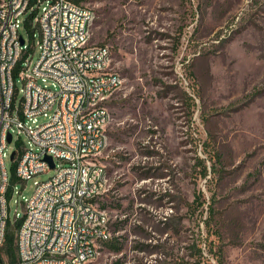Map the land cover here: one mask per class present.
Listing matches in <instances>:
<instances>
[{
    "label": "rangeland",
    "instance_id": "1",
    "mask_svg": "<svg viewBox=\"0 0 264 264\" xmlns=\"http://www.w3.org/2000/svg\"><path fill=\"white\" fill-rule=\"evenodd\" d=\"M83 4L94 13L89 44L110 47L122 78L108 101L99 161L109 186L97 203L123 247L101 242L85 264H264V0ZM21 32L37 61L31 29ZM6 165L15 231L17 200L54 169L24 182L10 155Z\"/></svg>",
    "mask_w": 264,
    "mask_h": 264
},
{
    "label": "built area",
    "instance_id": "2",
    "mask_svg": "<svg viewBox=\"0 0 264 264\" xmlns=\"http://www.w3.org/2000/svg\"><path fill=\"white\" fill-rule=\"evenodd\" d=\"M93 18L92 9L75 0H0V264H85L100 253L92 238L101 243L112 236L110 215L97 203L109 186L99 156L108 139V101L122 78L111 69L110 47L89 44ZM22 25L40 49L35 62ZM41 116L47 120L38 123ZM12 152L21 181L54 169L34 180L29 198L17 200L24 215L15 214L21 224L14 262L1 250L7 195L16 190L6 165ZM61 253H68L67 262H60Z\"/></svg>",
    "mask_w": 264,
    "mask_h": 264
},
{
    "label": "trees",
    "instance_id": "3",
    "mask_svg": "<svg viewBox=\"0 0 264 264\" xmlns=\"http://www.w3.org/2000/svg\"><path fill=\"white\" fill-rule=\"evenodd\" d=\"M77 3H83L84 0H75ZM202 162H204V159H202ZM205 174H207V166H204ZM103 207H105V204H103ZM21 224V219H18L15 221V231L12 229V225L10 226L9 219L7 221V229H6V235H5V242L2 247V253L8 258L10 262H14L17 258V252H16V245H15V239H16V229L18 230L19 226ZM105 245L111 250V251H120L123 247V241L119 239L118 236L109 237L106 240L103 241ZM194 264V263H190ZM198 264H201V261H198Z\"/></svg>",
    "mask_w": 264,
    "mask_h": 264
},
{
    "label": "bare ground",
    "instance_id": "4",
    "mask_svg": "<svg viewBox=\"0 0 264 264\" xmlns=\"http://www.w3.org/2000/svg\"><path fill=\"white\" fill-rule=\"evenodd\" d=\"M52 210H60V203H52ZM111 236H106V239ZM100 247V238H92V248ZM68 261V253L60 254V262ZM35 264H43V262H36Z\"/></svg>",
    "mask_w": 264,
    "mask_h": 264
},
{
    "label": "water",
    "instance_id": "5",
    "mask_svg": "<svg viewBox=\"0 0 264 264\" xmlns=\"http://www.w3.org/2000/svg\"><path fill=\"white\" fill-rule=\"evenodd\" d=\"M21 42L24 43L23 38L21 39ZM8 139L11 140V135H9V138H8ZM14 154H15V152H12V154H11V159L14 158ZM45 159L48 160V161L50 162L51 166H54L53 158H52L50 155H47V156L45 157Z\"/></svg>",
    "mask_w": 264,
    "mask_h": 264
}]
</instances>
